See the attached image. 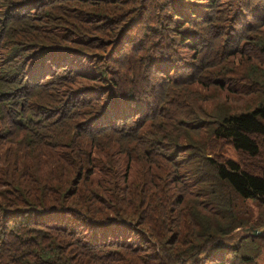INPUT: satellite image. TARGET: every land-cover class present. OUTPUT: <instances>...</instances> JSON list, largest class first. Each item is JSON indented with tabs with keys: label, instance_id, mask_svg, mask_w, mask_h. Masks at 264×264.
<instances>
[{
	"label": "trees",
	"instance_id": "trees-1",
	"mask_svg": "<svg viewBox=\"0 0 264 264\" xmlns=\"http://www.w3.org/2000/svg\"><path fill=\"white\" fill-rule=\"evenodd\" d=\"M118 1L98 0L100 27L85 29L100 51L55 75L47 51L0 33V118L15 120L2 139L19 141L0 162V264H205L232 220L260 231L244 233L240 261L212 254L209 264H253L264 217L247 214L248 200L264 205V170L184 152L210 132L250 155L264 149V101L253 95L264 88V40L256 48L264 32L252 27L264 0H147L149 10L127 0L122 11L150 20L131 33L115 20ZM20 14L3 15L0 29ZM219 89L225 96L213 101ZM245 94L252 107L236 106ZM85 96L93 99L88 115L79 111ZM155 163L165 167L158 176ZM216 183L239 195L234 211L211 189ZM215 217L223 221L211 223Z\"/></svg>",
	"mask_w": 264,
	"mask_h": 264
},
{
	"label": "rangeland",
	"instance_id": "rangeland-1",
	"mask_svg": "<svg viewBox=\"0 0 264 264\" xmlns=\"http://www.w3.org/2000/svg\"><path fill=\"white\" fill-rule=\"evenodd\" d=\"M23 0H0V18L3 15H9L12 12L21 13L19 16V20L14 22L11 27L6 28L3 27L0 29V33H5L4 36L12 37V42L15 45L25 47L26 49H39L47 51L49 56L51 57V62H48L49 72L51 75H55L56 73L61 72L60 68L65 67L66 65H72L73 67L78 68V63L81 60V57L84 53H88L89 55L94 54V52H99L100 50L88 46V40L85 39V34L87 31L85 29H89L92 27H100L95 23L102 17L100 14H97V11L102 9V4L98 2V0H39L36 4H25L22 3ZM89 1V2H86ZM127 0H119L118 1V9L117 12L114 13L115 20L123 23L122 26L127 29L128 33H131V30H139L141 23H147L150 20H140L134 19L126 12L120 9L121 5L125 3ZM20 3V5L18 4ZM133 3L144 4L148 10L149 7L146 5L147 0H135ZM9 5V6H8ZM11 5V6H10ZM129 5V4H128ZM13 6V7H12ZM24 6V7H20ZM35 7V8H34ZM184 8V7H183ZM32 11V12H29ZM135 11H140V13L144 14L147 17V12L144 13L142 8H137ZM29 14L30 16H26ZM256 20L252 27L257 29L261 34L264 32V11L258 12L256 14ZM261 20V23L259 24ZM112 22V20H110ZM168 22V21H167ZM93 24V26L91 25ZM96 25V26H95ZM85 31V32H84ZM93 38H90L91 40ZM264 39L262 37L256 43V48L258 49L259 45L262 43ZM70 45V49H75L74 54H68V50L61 48L60 50H56L57 45ZM24 45V46H23ZM199 45V44H198ZM197 45V46H198ZM86 46L84 50L82 47ZM199 47V46H198ZM185 49V48H184ZM130 50L131 47H130ZM79 55V60L74 63L75 58ZM43 60V59H42ZM43 60L42 62H44ZM49 61V60H47ZM54 61H61L60 64H54ZM42 62H39L41 64ZM187 63V62H185ZM188 64V63H187ZM103 68L105 73L113 78V70L108 65V62H103ZM187 70L183 72L186 73ZM50 77V76H49ZM48 78L46 80H50ZM80 83L74 84L71 87L79 85ZM248 95H241L238 101H229V103L233 102L238 107H252L251 105L257 99L258 102L264 101V90L257 91L253 95H256L255 100H251ZM225 96V90L219 89L213 98V101H219L223 99ZM84 98V97H83ZM40 99V98H39ZM41 101V100H40ZM93 99L85 96V100L80 102L79 111L88 115L92 110ZM146 104V103H145ZM146 110V108H145ZM0 125L4 127V131H0V162L4 163V159L6 158L10 149H16L19 145L18 139H14L12 141H7L2 139L5 135H12L13 129L15 127V120L10 117H2L0 118ZM217 148V147H216ZM80 151L84 150V148H80ZM185 155L189 159H197L199 154L193 149V151L184 152ZM222 154L225 157H230L235 160L240 159L241 157H250L247 154L243 153L239 149L233 147V145L229 142L224 143ZM138 161L137 163H139ZM246 166H252L250 162H245ZM138 165V164H137ZM129 171L131 172V178L135 175V169L129 167ZM131 180V179H130ZM217 192L221 196L226 195V187L222 183H216ZM231 203L234 205L237 201L236 198H230ZM248 204L252 205V209L248 211V215L251 216H261L264 217V205L259 207L256 201L248 200ZM230 207V205H228ZM167 208V207H166ZM165 208V209H166ZM180 208V207H179ZM218 210V208H217ZM234 211V208H232ZM220 213L223 215H227L226 209L220 210ZM237 214L240 211H236ZM213 213H211L212 215ZM210 215V216H211ZM231 217V216H230ZM180 219L182 222H185V217L181 214ZM244 219V218H242ZM217 221H223L219 217H215L211 219V223H215ZM233 221L228 222L225 227H222V230L230 231V234H223L216 238L210 246V249L207 251L208 258L205 260V264H209L212 261L210 258L212 254L225 257L226 260L232 262L240 261L241 257L245 254L244 248L240 245H243V240L245 239L244 233H251L252 231L244 230L248 228H238L233 227ZM208 224V223H207ZM152 226L157 228L159 226L158 223L152 222ZM260 229V226H258ZM204 229H201V233H203ZM254 233V232H252ZM170 243H167L168 245ZM216 244V245H214ZM260 247H254L250 250L249 255L254 257L253 264H264V239L262 240ZM156 252L161 248L160 245H149ZM218 248L224 252V255H219L216 253H212L214 248ZM159 248V249H155ZM236 251V252H235ZM180 261V260H179ZM183 261V260H182ZM165 264L174 263L173 259H165Z\"/></svg>",
	"mask_w": 264,
	"mask_h": 264
}]
</instances>
